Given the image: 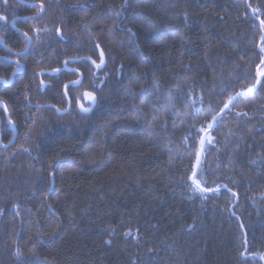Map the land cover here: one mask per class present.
<instances>
[{
	"label": "trees",
	"instance_id": "obj_1",
	"mask_svg": "<svg viewBox=\"0 0 264 264\" xmlns=\"http://www.w3.org/2000/svg\"><path fill=\"white\" fill-rule=\"evenodd\" d=\"M20 1L40 2L0 14L35 13ZM43 3L18 23L32 41L11 85L0 60V264H264V0ZM0 38L25 50L8 21ZM194 170L219 191L193 190Z\"/></svg>",
	"mask_w": 264,
	"mask_h": 264
},
{
	"label": "snow or ice",
	"instance_id": "obj_2",
	"mask_svg": "<svg viewBox=\"0 0 264 264\" xmlns=\"http://www.w3.org/2000/svg\"><path fill=\"white\" fill-rule=\"evenodd\" d=\"M7 2H8V0H3V3L5 5H7ZM33 7L36 9V11H35L32 19H38L42 15V13L44 11V8H45L43 0H40L38 5H33ZM253 11L255 12L257 10L254 9ZM2 20H6V17L0 15V21H2ZM262 23H264V22H262ZM14 25H15V21H13V26ZM33 30L35 32L48 31L47 28L40 29V28H36L34 25H33ZM129 31H131V29H129ZM56 33L60 37L61 41H63L65 39V37L62 35V30H61L60 27H57ZM23 35L27 38V43L25 45V49H27V45L31 43L32 37L29 36V34L27 32H24ZM96 48H100V45L96 44ZM262 51H264V49H262ZM20 54H22V53H18V55H20ZM85 59L89 60L91 62V64L95 67V69H97V70L101 69L102 66H104V64H105V55H104V51L102 49L100 50V54H99V63H97V61L92 59L91 57H87ZM64 63H65V65H67L68 61H65ZM262 63H264V61H262ZM16 64H17V70H20V68L22 66L19 64V61H17ZM55 71L59 72L60 69L57 68V69H55ZM261 75H264V73H261ZM5 83H6V81H5ZM43 83L44 82L41 81L42 85H43ZM71 83L73 85H80L81 81L79 79H77L75 81H72ZM257 83H259V81H257ZM68 87H69L68 84L64 85L65 95H67ZM242 94L243 93H240V92L236 93L237 96H240ZM83 99H85V100H87L89 102L88 106H85L84 104L80 103V100H81L80 96H78L76 98L77 103L79 104L80 110L82 112L87 113V112H89L91 110V107L94 106V104L96 102V96L91 91H85L83 93ZM199 99H200V101L202 103V97H200ZM234 99H235V97L230 96L228 98V103L224 104V107L222 109H220V112L217 113V115H213L211 117L212 122L208 123L207 127L201 126L200 128L197 129L198 133H202L203 136L199 140L200 151L197 152L196 156H195V167L196 168H199V166H200V163H201L200 156H201V153L204 151L205 143H208V144H212L213 143L214 137L210 134V130L214 127V124L217 122L219 114L223 113L225 109H228L229 108V104H231ZM191 103H192V105H195L197 103V100L193 99ZM57 111H59V109H57ZM198 111H199L198 109H195V108L193 109L194 113H197ZM237 115L238 116L242 115V113L238 112ZM243 115H246V113H243ZM193 127H195V125H193ZM25 151H27V149H25ZM190 179H191V182H192L193 190L199 191L201 194H205V193H209V192H213V191H216V192L219 191V187H216L215 189H213V188L204 186L206 184V181H203L202 178L198 176V173L195 170L192 172V175H191ZM224 187H227V186L225 185ZM229 191H231V190L229 189ZM233 195L235 196L236 194L233 193ZM205 198H207V197H205ZM2 214H3V209H0V215H2ZM125 235L127 236V235H132V234H131V232H129V233H125ZM133 238L135 239L136 237H133ZM260 258L264 259V255H262ZM133 264H135V262H133Z\"/></svg>",
	"mask_w": 264,
	"mask_h": 264
},
{
	"label": "flooded vegetation",
	"instance_id": "obj_3",
	"mask_svg": "<svg viewBox=\"0 0 264 264\" xmlns=\"http://www.w3.org/2000/svg\"><path fill=\"white\" fill-rule=\"evenodd\" d=\"M20 2H21V1H20ZM21 3L24 4V6H25L26 8L29 7V6H33V5H34L33 3H30V2H24V1H22ZM27 12H28V13H27L26 15H18V14H16L13 18H10V19L5 15L6 20H3V21H4V22H5V21H8V24L10 25V27H11L15 32H19V33L23 34L22 31L20 30L19 26H18V23L28 22L29 20L32 19L33 15H34V14H31L32 12H30V10H27ZM0 15H2V14H0ZM2 16H3V15H2ZM13 21H15V25H14V26H13ZM0 45H1L2 47H5V45H4V43H3V41H2L1 38H0ZM29 45H30V44L27 45V49H25L24 51L18 52V53H22V54L26 53V52L29 50V48H28V47H30ZM18 53H15V52L9 50L8 48H6V51H5V53H4L5 55H4V54H1V55H0V60H1V61H10V62H12V63L14 64V66H13V71H12V73H11L9 79H8V80L1 79V82H2L5 86H8V84L11 85V84L14 82V80H13L14 76L17 75V74H19V72H21V71L24 70V69H23L24 66H23L20 62H19V64H20L22 67L20 68V70H17V64H16V62L19 61V60H18V57L21 55V54L18 55ZM96 72H97V70H96ZM50 74H51V73H50ZM5 81H6V83H5ZM75 86H76V85H75ZM87 90H88V89H87ZM87 90L79 91V92H77V95H76V98H77L78 96L81 97L80 103L84 104L85 106H88V104H89V102H88L87 100L83 99V93H84L85 91H87ZM88 91H90V90H88ZM91 92H93V91H91ZM93 93H94V92H93ZM94 94H95V93H94ZM95 96H96V94H95ZM77 106H78V109H79V104H78V103H77ZM4 111H5V114H6L7 122H8V124L10 125V123H9V121H10V119H9V114L7 113V109H6L5 104H4ZM10 122H11V121H10ZM11 123H12V122H11ZM12 124H13V123H12ZM14 127H15V125H14ZM11 128L13 129V131H14V133H15V129L12 127V125H11Z\"/></svg>",
	"mask_w": 264,
	"mask_h": 264
},
{
	"label": "water",
	"instance_id": "obj_4",
	"mask_svg": "<svg viewBox=\"0 0 264 264\" xmlns=\"http://www.w3.org/2000/svg\"><path fill=\"white\" fill-rule=\"evenodd\" d=\"M29 48V47H28ZM97 63H99V62H97ZM105 66V65H104ZM104 66H102V68L101 69H99V70H102L103 68H104ZM97 70V69H96ZM52 74H53V71H52ZM258 80H259V82H260V77L258 78ZM88 91V90H87ZM243 94H245V93H243ZM242 94V95H243ZM95 95V94H94ZM241 96V95H240ZM238 97V96H237ZM96 103H97V99H96V102H95V104H94V106H92L91 107V110L89 111V112H91L92 111V109L95 107V105H96ZM3 105V104H2ZM4 106V105H3ZM79 110H80V107H79ZM81 111V110H80ZM83 113H85V112H83ZM88 113V112H87ZM9 123H10V125H12V127L15 129V127H14V125L9 121Z\"/></svg>",
	"mask_w": 264,
	"mask_h": 264
},
{
	"label": "bare ground",
	"instance_id": "obj_5",
	"mask_svg": "<svg viewBox=\"0 0 264 264\" xmlns=\"http://www.w3.org/2000/svg\"><path fill=\"white\" fill-rule=\"evenodd\" d=\"M4 105V104H3Z\"/></svg>",
	"mask_w": 264,
	"mask_h": 264
}]
</instances>
